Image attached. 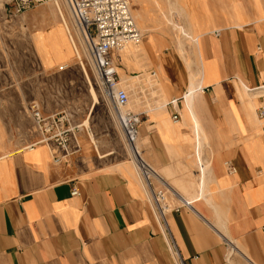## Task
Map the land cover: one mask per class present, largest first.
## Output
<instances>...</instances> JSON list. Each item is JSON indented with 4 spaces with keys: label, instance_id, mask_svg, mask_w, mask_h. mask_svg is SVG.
<instances>
[{
    "label": "crops",
    "instance_id": "obj_1",
    "mask_svg": "<svg viewBox=\"0 0 264 264\" xmlns=\"http://www.w3.org/2000/svg\"><path fill=\"white\" fill-rule=\"evenodd\" d=\"M181 8L190 35L147 29L135 54L160 96L137 143L171 193L166 222L138 164L111 161V131L70 113L79 148L62 163L48 143L0 155V264H264V0Z\"/></svg>",
    "mask_w": 264,
    "mask_h": 264
},
{
    "label": "rangeland",
    "instance_id": "obj_2",
    "mask_svg": "<svg viewBox=\"0 0 264 264\" xmlns=\"http://www.w3.org/2000/svg\"><path fill=\"white\" fill-rule=\"evenodd\" d=\"M60 1L64 5V16L53 12L55 7L52 2L38 5L22 14H14L11 6L0 1V155L28 147L36 140L38 131L31 112L32 104L36 103L46 114L66 110L81 121L89 114L88 126L111 131L108 140L113 152L111 161L124 162L136 169L134 154L125 141L116 112L104 98L87 51L76 37H80L79 31L69 4L67 0ZM130 2L143 36L147 29L167 30L177 40V33L173 29L179 31V28L173 23H176V19H183L182 0ZM68 29L73 36H70ZM74 44H77V51L91 82L85 76ZM141 45L142 42L129 45L119 53L121 67L126 72L118 69L120 87L129 94V102L122 111L136 113L140 119L142 112L145 114L157 109L160 101L155 76L147 70L143 74L142 66L135 57L141 51ZM176 46L189 64L196 62V58L192 57L196 55L194 43L185 41L182 46L177 43ZM63 64H68V68L62 71L59 67ZM92 86L96 95L91 90ZM92 96L94 102L98 101L93 107ZM95 141L92 146L96 152L95 143L99 150L101 146L96 138ZM167 192L169 196V189ZM171 200L169 197L170 206Z\"/></svg>",
    "mask_w": 264,
    "mask_h": 264
},
{
    "label": "built area",
    "instance_id": "obj_3",
    "mask_svg": "<svg viewBox=\"0 0 264 264\" xmlns=\"http://www.w3.org/2000/svg\"><path fill=\"white\" fill-rule=\"evenodd\" d=\"M5 5L11 6L14 14H22L38 5L48 4L53 0H0ZM73 14L75 27L79 31L77 39L83 44L89 61L95 71L99 87L103 96L112 106L122 129L125 141L134 150V158L138 164L141 175L150 187V198L158 217L166 222V217L171 209L168 203V192L166 188L155 190L151 186V178L155 175L154 169L148 164L137 150L138 125L141 121L136 113L126 111L122 108L129 102V94L126 89L120 87V75L115 60L120 58L119 54L129 45H138L142 42L143 34L138 27L131 10L130 0H67ZM70 36L73 34L68 29ZM76 53L83 70L85 64L81 61L77 44H74ZM117 55V56H116ZM68 68V64L59 67L60 70ZM32 117L41 135V139L29 147L39 143L54 144L52 147L53 158L56 163H62L73 153L72 142L77 149L76 130L78 126L72 123V115L66 110L44 115L39 104L31 106ZM259 114L264 117V105L261 106ZM175 119L178 116H174ZM201 168L203 163H199ZM72 194H79L74 189ZM188 204V203H187ZM172 248L177 252L174 242Z\"/></svg>",
    "mask_w": 264,
    "mask_h": 264
},
{
    "label": "bare ground",
    "instance_id": "obj_4",
    "mask_svg": "<svg viewBox=\"0 0 264 264\" xmlns=\"http://www.w3.org/2000/svg\"><path fill=\"white\" fill-rule=\"evenodd\" d=\"M53 4V7H55L54 8V10L55 11H53L54 13L55 12H57V13H60L62 16H64V11H63V3H62V1H60V0H53V1H51ZM50 2V3H51ZM64 2V1H63ZM66 3V2H65ZM65 20V19H64ZM66 21V20H65ZM68 24V23H67ZM173 25L174 26H176V28H179V31H180V33H181V36H186L187 37V35H188V33L186 32V30L182 27V26H180V25H178L177 23H173ZM190 35V34H189ZM188 35V36H189ZM36 39V38H35ZM85 76L87 77V79L90 81V76H89V74H88V72L85 70ZM91 82V81H90ZM91 90H92V92L94 93V95H96L95 94V91H94V88H93V86H92V88H91ZM194 94V91H191V92H189L188 93V95H193ZM95 98H97L96 96H95ZM136 147H137V150L140 152V154H141V156H142V153H141V150H140V146L138 145V143H137V145H136ZM133 154H134V150H133ZM138 167V166H137Z\"/></svg>",
    "mask_w": 264,
    "mask_h": 264
}]
</instances>
